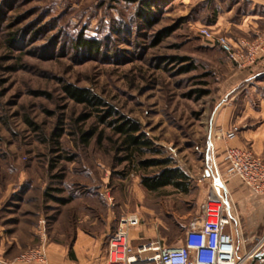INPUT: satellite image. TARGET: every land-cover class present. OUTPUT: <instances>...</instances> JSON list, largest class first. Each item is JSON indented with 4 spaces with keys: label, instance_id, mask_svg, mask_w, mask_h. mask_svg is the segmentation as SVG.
<instances>
[{
    "label": "rangeland",
    "instance_id": "1",
    "mask_svg": "<svg viewBox=\"0 0 264 264\" xmlns=\"http://www.w3.org/2000/svg\"><path fill=\"white\" fill-rule=\"evenodd\" d=\"M150 1L158 6L148 23L141 0H0V259L15 260L42 239L69 244L95 220L111 234L128 213L147 224L144 240L174 245L201 214L205 176L225 169V140L212 122L231 71L225 51L199 29L221 33L214 25L232 2ZM80 34L99 50L79 47ZM67 84L138 121L189 175V191H146L141 172L117 160L112 129ZM92 130L85 144L81 134Z\"/></svg>",
    "mask_w": 264,
    "mask_h": 264
},
{
    "label": "built area",
    "instance_id": "2",
    "mask_svg": "<svg viewBox=\"0 0 264 264\" xmlns=\"http://www.w3.org/2000/svg\"><path fill=\"white\" fill-rule=\"evenodd\" d=\"M205 40L221 47L230 62L239 68L255 65L264 54V30L252 39H233L227 34L215 33L209 27L199 29ZM220 137L231 140L239 132L238 126L220 130ZM224 173L227 178H238L254 193L264 195V159L249 149L226 146L223 150ZM209 190L201 204V214L189 224L174 245L160 240L142 238V221L138 214H123L108 238L106 264H248L256 255H264V235L243 255L237 253L226 206V181L219 172H208ZM143 239V240H142ZM18 261L48 264L45 239L35 248L23 252ZM0 264H3L0 261ZM264 264V259L260 261Z\"/></svg>",
    "mask_w": 264,
    "mask_h": 264
},
{
    "label": "crops",
    "instance_id": "3",
    "mask_svg": "<svg viewBox=\"0 0 264 264\" xmlns=\"http://www.w3.org/2000/svg\"><path fill=\"white\" fill-rule=\"evenodd\" d=\"M227 1L232 3L218 15L214 28L233 39H252L256 32L264 30V13L260 11L263 9L264 12V0ZM206 43L210 47L217 46L208 40ZM225 67L231 71L226 82V100L222 99L212 128L216 126L224 131L238 126L236 137L225 141L224 146L249 149L264 159V54L251 67L239 68L230 61ZM226 186L225 202L231 219L228 230L233 234L237 253L241 256L264 234V195L254 193L238 178H230ZM107 219L110 222L115 217L110 214ZM96 224L97 220L90 228L77 227L69 244L46 243L48 264H106L110 232H103ZM146 225L143 224L142 235ZM0 261L3 264H41L16 259ZM256 263L260 264V261Z\"/></svg>",
    "mask_w": 264,
    "mask_h": 264
},
{
    "label": "trees",
    "instance_id": "4",
    "mask_svg": "<svg viewBox=\"0 0 264 264\" xmlns=\"http://www.w3.org/2000/svg\"><path fill=\"white\" fill-rule=\"evenodd\" d=\"M156 3V1L141 0L139 17L150 23V17H152ZM78 42L79 47L88 51H98L100 48L98 40L87 38L84 34H80ZM64 89L74 101L94 109L100 122L112 129V135L116 137L114 140L116 153L121 154L117 160L120 163H127L137 173L141 172L140 183L146 191L156 193L165 187H172L185 193L189 191V175L177 166L174 159L167 156L163 149L156 147L154 142L142 131L138 121L120 115L112 106L102 109L105 106L104 100L89 89L75 87L71 84L65 85ZM95 134L96 131L94 130L83 132L81 140L85 144H89ZM102 138L103 133L100 132L98 134L99 141ZM150 169L153 170L152 173L148 172ZM124 174L128 173H121V175Z\"/></svg>",
    "mask_w": 264,
    "mask_h": 264
},
{
    "label": "water",
    "instance_id": "5",
    "mask_svg": "<svg viewBox=\"0 0 264 264\" xmlns=\"http://www.w3.org/2000/svg\"><path fill=\"white\" fill-rule=\"evenodd\" d=\"M262 259H264V256L260 253L254 257V259L251 261V264H255L257 261H261Z\"/></svg>",
    "mask_w": 264,
    "mask_h": 264
},
{
    "label": "bare ground",
    "instance_id": "6",
    "mask_svg": "<svg viewBox=\"0 0 264 264\" xmlns=\"http://www.w3.org/2000/svg\"><path fill=\"white\" fill-rule=\"evenodd\" d=\"M217 171L219 172V176H220L221 180H223V179H222V176H221V173H220V171H219V168L217 169ZM215 175H216V172H215ZM225 186H226V185H225ZM226 190H227V186H226Z\"/></svg>",
    "mask_w": 264,
    "mask_h": 264
}]
</instances>
